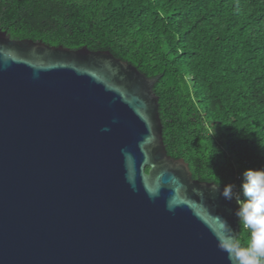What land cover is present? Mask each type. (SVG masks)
I'll return each instance as SVG.
<instances>
[{"label": "water", "instance_id": "water-1", "mask_svg": "<svg viewBox=\"0 0 264 264\" xmlns=\"http://www.w3.org/2000/svg\"><path fill=\"white\" fill-rule=\"evenodd\" d=\"M159 79L0 29V264H229L239 205L168 155Z\"/></svg>", "mask_w": 264, "mask_h": 264}, {"label": "trees", "instance_id": "trees-1", "mask_svg": "<svg viewBox=\"0 0 264 264\" xmlns=\"http://www.w3.org/2000/svg\"><path fill=\"white\" fill-rule=\"evenodd\" d=\"M0 29L160 77L165 148L194 180L242 198L243 172L264 168V0H0Z\"/></svg>", "mask_w": 264, "mask_h": 264}, {"label": "clouds", "instance_id": "clouds-1", "mask_svg": "<svg viewBox=\"0 0 264 264\" xmlns=\"http://www.w3.org/2000/svg\"><path fill=\"white\" fill-rule=\"evenodd\" d=\"M240 187L242 198L234 195L231 184H226L220 195L228 201L236 200L239 207L235 216L248 231L249 239L241 244L225 224L216 233L217 247L228 254L229 264H264V168L245 170Z\"/></svg>", "mask_w": 264, "mask_h": 264}]
</instances>
